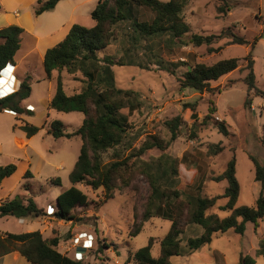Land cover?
Here are the masks:
<instances>
[{
    "label": "rangeland",
    "instance_id": "374dc122",
    "mask_svg": "<svg viewBox=\"0 0 264 264\" xmlns=\"http://www.w3.org/2000/svg\"><path fill=\"white\" fill-rule=\"evenodd\" d=\"M7 11L16 9L26 24V11L31 19L40 26H49L52 32L73 20L85 27L92 25L90 12L98 0H61L53 10L38 16L34 15L36 0H2ZM33 1V2H32ZM230 11L225 17L217 16L216 0H190L184 10V21L191 32L199 34L218 33L222 28L235 25L240 36L252 39L258 36V42L252 51L255 75V86L264 90V0H228ZM152 14L145 8L139 9V19H151ZM224 40L213 44L217 48ZM21 45V44H20ZM31 45L23 41L20 54L28 51ZM249 51L246 45L224 46L217 52L208 53V47L185 46L172 53L161 52L166 60L179 61L187 64H212L228 58H238V67L229 74L211 83L215 90L211 93H198L192 89H179L173 76L162 71H146L135 66H114L116 86L121 89H131L139 94L142 106L129 112L121 113L127 116L131 126V134L138 135L132 147L137 148L145 139L156 136L163 141L170 138V133L164 126L165 121L179 116L182 124L179 135L166 148L164 153L178 160V189L185 194L204 196L221 195L226 187L225 181H213L210 178L223 172L227 162L234 155L235 177L239 185V195L236 207H253L258 196L259 184L254 180L253 164L248 155H252L264 165V145L262 143V127L264 125V99L255 97L251 92L249 108L243 106L246 98V85L242 82L246 70H243V58ZM118 46L110 45L100 52L102 55H118ZM0 78V97L12 91L10 73ZM20 70L27 72L38 82H33L31 92L24 104H31L33 112H23L19 115H9L0 112V166L7 161H14L18 168L14 174L6 178L0 186V200L13 198H30L38 209H56L55 199L59 193L68 189L71 184L68 175L72 170L80 148L78 136L70 139H54L47 133V125L52 120L63 123L66 132H73L80 124L83 115L79 112L63 113L49 110L48 116H40L47 110V81L44 77L42 62L37 57H31L20 65ZM184 67L177 70V75L184 72ZM62 74L63 89L66 94H72L82 86L79 73ZM217 89V90H216ZM51 95V92H50ZM212 101L216 112L206 126L201 121L207 114L209 102ZM184 104H195L194 113L197 121L191 118V108ZM215 120L226 124L228 135L218 132L214 126ZM29 124L39 128L33 136H25L21 125ZM193 128L196 130L193 134ZM22 137L26 141L19 148L16 140ZM210 144H220L222 151L218 154L208 152ZM127 153V152H126ZM160 151L156 148L147 150L142 159L156 157ZM111 158V151L103 155V161ZM29 170L30 177L24 178ZM59 179V184L53 183ZM27 185V188H24ZM86 198L84 206H76L72 211L74 219L60 221L53 215L41 219V216H26L16 218L7 216L0 218V233H25L41 231L45 239L58 237L56 249L71 257L73 250L70 238L78 232H86L92 236V246L84 251L83 261L89 264H132L127 262V256L133 250L144 247L152 239L150 254L156 258L159 255L160 240L168 232L170 221L161 218H151L142 224V229L136 236H130L133 223L138 222L142 206L148 195L149 187L146 180L135 175L130 185L121 191H115L111 199L101 203L102 189L92 190L87 184H76ZM226 203L220 198L207 211L219 217L228 215L227 210L220 208ZM43 216V215H42ZM135 216H137L135 218ZM55 221L52 228H45L42 220ZM45 221V222H46ZM47 225V224H46ZM50 232V233H49ZM49 233V235H48ZM264 243V217L256 228L247 223L243 234L232 230L213 236L208 244H204L189 256H173L171 264H239L241 256H251L256 264H264L262 256H256L258 242Z\"/></svg>",
    "mask_w": 264,
    "mask_h": 264
},
{
    "label": "trees",
    "instance_id": "16d2710c",
    "mask_svg": "<svg viewBox=\"0 0 264 264\" xmlns=\"http://www.w3.org/2000/svg\"><path fill=\"white\" fill-rule=\"evenodd\" d=\"M61 0H37L34 15L38 16L52 10ZM190 0H98L90 12L93 21L91 27L73 23L65 37L53 47L46 49L43 57V70L50 78L53 71L67 74L79 73L82 86L79 91L66 94L62 78L57 75L55 93L48 102V109L58 112H79L83 115L81 124L73 131L66 132L62 122L52 120L47 126V133L54 139L78 136L81 144L72 170L68 175L71 186L58 194L55 199L56 209L53 217L59 221L74 219L71 211L76 206L87 203L85 194L76 184L85 183L92 190L102 189L105 203L113 193L128 187L135 175L142 176L149 187L148 195L142 206L138 222H134L130 236L134 237L142 229V224L151 218H161L170 221V228L160 240L158 257L150 254L152 239L148 244L130 252L127 262L132 264H171L173 256H189L204 244L211 242L214 235L232 230L243 234L246 224L254 228L264 217V165L257 158L248 155L253 164L254 180L259 184L258 196L253 207H236L239 195V185L235 177L234 155L227 162L225 169L210 179L216 182L225 181L223 194L204 196L200 193L193 196L178 189L179 178L176 158L164 153L169 144L179 135L182 120L175 116L165 121L164 126L170 133V138L163 141L156 136L145 139L137 148L132 142L138 135L131 134V126L127 116L121 110L129 112L139 109L142 102L139 94L131 89H121L116 86L113 67L135 66L146 71H162L173 76L179 89H192L198 93H211L215 89L211 83L229 74L238 67V58H228L212 64H187L164 59L161 52L172 53L185 46L208 47V53L217 52L224 46L246 45L249 51L243 58V70L246 74L242 82L246 85V98L243 102L249 108V95L264 99V90L255 86L252 51L258 42V36L252 39L240 36L235 25L222 28L218 33H193L184 21V10ZM217 1V16L225 17L230 11L228 0ZM145 8L151 14V19H139V9ZM23 29L16 25L0 28V71L7 64L13 63L15 53L20 47V37ZM224 40L217 48L211 46ZM110 45L118 46V55H102ZM184 67V72L177 75V70ZM217 90V89H216ZM30 76L20 82L19 88L11 94L0 98V111L8 110L16 115L30 112L21 103L30 95ZM191 108V118L197 121L194 113L195 104H184ZM216 112L213 102H209L207 114L201 121L206 126ZM214 126L218 132L228 135L224 121L215 120ZM20 128L27 138L36 134L38 127L24 124ZM196 130L193 128V134ZM264 145V125L262 127ZM156 148L160 154L156 157L142 159V155ZM220 144H210L208 152L218 154L222 151ZM111 151L109 161H103V155ZM127 152V153H126ZM16 170L14 163L0 166V185ZM27 170L24 178L30 177ZM53 183L59 184V179ZM27 188V185H24ZM225 198L226 203L221 210L229 213L219 217L215 213H207L216 201ZM30 199L13 198L0 202V218L13 216H42ZM137 216H135L136 218ZM58 237L46 240L39 231L19 234L0 233V257L11 252H18L32 264H89L83 260H75L61 252ZM256 256L264 258V243L258 242ZM239 264H256L251 256H241Z\"/></svg>",
    "mask_w": 264,
    "mask_h": 264
},
{
    "label": "crops",
    "instance_id": "0c3cea01",
    "mask_svg": "<svg viewBox=\"0 0 264 264\" xmlns=\"http://www.w3.org/2000/svg\"><path fill=\"white\" fill-rule=\"evenodd\" d=\"M36 2H37V0H36ZM59 2H61V1H59ZM59 2L56 5H58ZM30 3H31V0H30ZM26 15H27V17H26L27 22L25 24L22 21V16L18 13V11L16 9H13L12 12H10V11L8 12L7 9L5 8V5L3 4V1L0 0V28L6 27V26H9V25H16V26H19L20 28L23 29V32H22L21 37H20V44L21 45H20L19 49L17 50V52L14 55L13 63H11V65L9 64L4 69L7 72V69L11 68L9 70V73H10L9 79H10L11 83L13 84V90L14 91H16L19 88L20 82L27 75L30 76V88H31V85H32L33 82H38L39 81L38 79H35L33 76H31L27 72L21 71L20 70V65L25 60H28L31 57H37L42 62V67H43V57H44V53H45L46 49H48L50 47H53L58 42H60L65 37V35L67 34L70 26L73 23H76L73 20V17H72L65 25H62V27H59L57 29V31L52 32L48 25L47 26H40L36 22H34L31 19L29 12L26 11ZM92 25H93V23H92ZM23 41L29 42L31 47H30V49L28 51L20 54ZM44 74H45V72H44ZM58 74L59 73L57 71H53L51 76H50V78H48V77H46V75H44V77H42V79H41V80H46L47 81V89H48V92H49V94L47 96V105H48V102L50 101V99L52 98V96L55 93V83H56V78H57ZM60 76H61V78H63L62 74ZM50 92H51V95H50ZM25 100L22 101L21 105L25 109H28L29 111L33 112L34 111L33 105H31L29 103L24 104ZM47 108H48V106H47ZM49 110H53V109H47V110L43 111L40 114V116L47 117L48 113H49ZM0 112H3L5 114H9V115L13 114V113H11L8 110H3V111H0ZM13 115H16V114H13ZM27 139H29V138H27ZM26 141L22 137H19L16 140L17 145H18L19 148L24 147L26 145ZM9 163H14L16 165V170H17L18 166L12 160L7 161L4 165L9 164ZM16 170H15V172H16ZM24 175H25V173H24ZM24 175H23V177H24ZM0 202H1V200H0ZM42 211H43V216H41V219L46 217L44 215L45 210L42 209ZM5 217H7V216L1 217V218H5ZM45 221L46 220H44V219L41 221L42 224H45V228L50 229V228H52L53 226L56 225L55 221H46V222ZM59 223H60V221L57 222V224H59ZM39 232L41 233L42 237L45 239V237L47 235L43 236L42 232L41 231H39ZM49 233H48V235H49ZM0 264H32V263L28 262L18 252H11V253H8V254L3 255V256L0 257Z\"/></svg>",
    "mask_w": 264,
    "mask_h": 264
},
{
    "label": "built area",
    "instance_id": "2783aa9c",
    "mask_svg": "<svg viewBox=\"0 0 264 264\" xmlns=\"http://www.w3.org/2000/svg\"><path fill=\"white\" fill-rule=\"evenodd\" d=\"M11 88H12V91L10 93L14 92L13 84H12ZM2 97H0V98H2ZM10 112L15 114L12 111H10ZM54 212H55V209L54 210L49 209V211H45V214L47 216H51L54 214ZM92 241H93L92 236L86 232H78L74 236H72L70 238L71 247L69 248V251L73 250V254H72L73 256H71V258H73L75 260H83L84 251L88 250L89 247L92 246Z\"/></svg>",
    "mask_w": 264,
    "mask_h": 264
},
{
    "label": "water",
    "instance_id": "95a60500",
    "mask_svg": "<svg viewBox=\"0 0 264 264\" xmlns=\"http://www.w3.org/2000/svg\"><path fill=\"white\" fill-rule=\"evenodd\" d=\"M9 64H7L6 66H8ZM11 65V64H10ZM6 66H5V68H6ZM4 68V69H5ZM4 69H2L1 71H0V78H2L3 76L5 77L6 76V71L4 70ZM4 70V71H3Z\"/></svg>",
    "mask_w": 264,
    "mask_h": 264
},
{
    "label": "clouds",
    "instance_id": "9594fccd",
    "mask_svg": "<svg viewBox=\"0 0 264 264\" xmlns=\"http://www.w3.org/2000/svg\"><path fill=\"white\" fill-rule=\"evenodd\" d=\"M10 94H11V93H10ZM3 97H5V96H3ZM3 97H2V98H3Z\"/></svg>",
    "mask_w": 264,
    "mask_h": 264
}]
</instances>
